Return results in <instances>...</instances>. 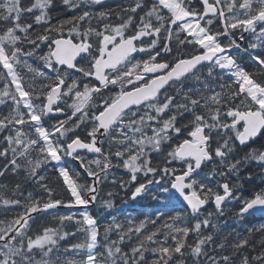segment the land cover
<instances>
[{"label":"snow or ice","instance_id":"1","mask_svg":"<svg viewBox=\"0 0 264 264\" xmlns=\"http://www.w3.org/2000/svg\"><path fill=\"white\" fill-rule=\"evenodd\" d=\"M60 2L0 0V264H264V0Z\"/></svg>","mask_w":264,"mask_h":264},{"label":"trees","instance_id":"2","mask_svg":"<svg viewBox=\"0 0 264 264\" xmlns=\"http://www.w3.org/2000/svg\"><path fill=\"white\" fill-rule=\"evenodd\" d=\"M24 3L28 4L31 3V0H24ZM116 1H113L111 3H108L106 5H104V9L107 10L109 8L115 10L117 9L116 6ZM55 9L51 12V15L53 17V20L55 21L56 19H65L70 15V10L64 8L60 2V0H55ZM98 10V9H96ZM95 23V22H94ZM241 57H244V53L241 52V54L239 55ZM245 61H246V57H245ZM154 159H153V163L157 162V158L155 156V154H153ZM89 158H91L89 156ZM113 163H116L115 159H113ZM118 177H123L124 179H127V175L125 173V170L122 168H114L112 170ZM49 176H52V173L49 172ZM52 179L55 180V177L52 176ZM85 179H89L87 177H85ZM24 182V178L23 175H21L20 177H12L9 176L7 177V179L2 178L0 180V184H7L8 186V190H9V194H10V190L12 188V186L17 183V182ZM258 182V181H257ZM103 191L100 192V196L104 197L105 194L108 191H114V192H118V196L115 197V208L112 210V214L117 216L118 218H120L121 220L124 219L125 216H127L128 214H133V215H137L139 216L140 213H150L152 211L155 210V202L151 201L150 199H144V200H137V201H131V200H127V193L121 191L118 187H115L112 185V183L110 182V180L105 181L104 184L102 185ZM56 191L58 195L63 196L65 199L67 198V194L64 192V190L60 187H56ZM93 210L95 213H97L100 218H101V222H104V218L108 216V213L99 205L96 204L93 206ZM110 219V217H108ZM224 220H227V223L229 225V228L226 230H231V228L234 226L237 230L243 232L245 229L252 227L253 225L251 224H239V223H235L228 217L222 218L221 222L223 223ZM44 223H49L51 224L52 221L50 220V218H44L41 220L37 221V224L34 225V229L35 227L39 226L40 224H44ZM69 230H73L71 228H69ZM113 239H115V236L112 237ZM191 239V238H190ZM260 236L259 234H256L255 236V240L257 242V244L259 243L260 240ZM76 240L75 239H68L67 241L62 242V247H67L70 246L72 243H75Z\"/></svg>","mask_w":264,"mask_h":264},{"label":"flooded vegetation","instance_id":"3","mask_svg":"<svg viewBox=\"0 0 264 264\" xmlns=\"http://www.w3.org/2000/svg\"><path fill=\"white\" fill-rule=\"evenodd\" d=\"M118 3H116V6L118 7L119 5H121V4H127L128 3V0H116ZM257 147L259 146V145H256ZM259 182V181H258ZM259 221L257 220V223H258Z\"/></svg>","mask_w":264,"mask_h":264},{"label":"water","instance_id":"4","mask_svg":"<svg viewBox=\"0 0 264 264\" xmlns=\"http://www.w3.org/2000/svg\"><path fill=\"white\" fill-rule=\"evenodd\" d=\"M105 1H109V0H105ZM89 155H93V154H89Z\"/></svg>","mask_w":264,"mask_h":264}]
</instances>
